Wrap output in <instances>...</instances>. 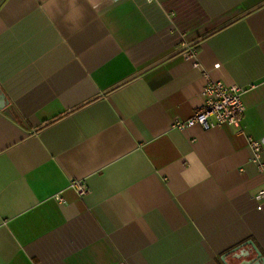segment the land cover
I'll list each match as a JSON object with an SVG mask.
<instances>
[{
  "label": "crops",
  "instance_id": "1",
  "mask_svg": "<svg viewBox=\"0 0 264 264\" xmlns=\"http://www.w3.org/2000/svg\"><path fill=\"white\" fill-rule=\"evenodd\" d=\"M210 80L241 133L172 127ZM0 94V264L264 258V0H0Z\"/></svg>",
  "mask_w": 264,
  "mask_h": 264
},
{
  "label": "built area",
  "instance_id": "2",
  "mask_svg": "<svg viewBox=\"0 0 264 264\" xmlns=\"http://www.w3.org/2000/svg\"><path fill=\"white\" fill-rule=\"evenodd\" d=\"M182 47L184 48L183 57L186 59H195L197 57L196 51L187 41L183 42ZM214 68L218 70L221 68V65L216 64ZM244 91L242 87L223 80H210L202 91V106L196 109L190 119L187 121H175L172 127L180 131L195 127H200L204 131H210L226 126L237 129L241 133V124L246 113L242 99ZM249 145L254 150V157L255 161L258 162L259 170L264 172V165L259 160L262 143L250 138ZM73 188L81 197L88 194L87 187L82 182H76ZM257 199L264 202V188L258 193ZM261 208L259 206V210Z\"/></svg>",
  "mask_w": 264,
  "mask_h": 264
},
{
  "label": "water",
  "instance_id": "3",
  "mask_svg": "<svg viewBox=\"0 0 264 264\" xmlns=\"http://www.w3.org/2000/svg\"><path fill=\"white\" fill-rule=\"evenodd\" d=\"M2 101H3V97L1 96V94H0V109L1 108H3V103H2ZM252 245V244H251ZM256 250V252H257V260H258V262L256 263V264H264V258L262 257V254L257 250V249H255Z\"/></svg>",
  "mask_w": 264,
  "mask_h": 264
}]
</instances>
